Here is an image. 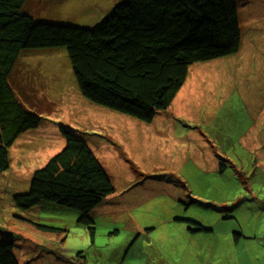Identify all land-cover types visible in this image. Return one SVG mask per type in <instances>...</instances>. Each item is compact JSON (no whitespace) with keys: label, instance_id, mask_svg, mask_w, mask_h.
Segmentation results:
<instances>
[{"label":"rangeland","instance_id":"374dc122","mask_svg":"<svg viewBox=\"0 0 264 264\" xmlns=\"http://www.w3.org/2000/svg\"><path fill=\"white\" fill-rule=\"evenodd\" d=\"M124 1L27 0L21 12L36 22L92 28ZM238 6L240 52L195 64L187 77L191 82L196 71L209 70L196 75V84L205 103L212 98L214 122L190 101L188 108L199 113L195 120L173 116L175 141L165 128L157 132L155 121L146 124L84 98L66 48L20 53L9 83L41 124L18 136L8 149L10 168L0 173V242H14L19 264H264V0H238ZM61 127L84 137L100 156H116L112 163L102 158L116 192L92 212L94 239L75 209L41 202L21 210L13 199L28 193L33 173L64 149ZM204 135L215 138L223 174L214 172L217 159L204 161ZM226 208L233 218L220 220ZM183 215L213 232H188L177 220ZM19 218L63 232L37 235ZM144 227L156 229L147 235Z\"/></svg>","mask_w":264,"mask_h":264},{"label":"trees","instance_id":"16d2710c","mask_svg":"<svg viewBox=\"0 0 264 264\" xmlns=\"http://www.w3.org/2000/svg\"><path fill=\"white\" fill-rule=\"evenodd\" d=\"M26 1L0 0V173L10 168L8 149L18 136L41 124L9 83L22 51L66 48L84 98L149 124L170 107L193 65L236 55L242 44L238 0H125L92 28L36 22L21 12ZM60 131L64 149L13 199L21 210L41 202L75 209L94 239L92 212L116 191L89 142ZM226 168L221 163L220 173ZM19 220L37 235L63 232ZM0 264H19L13 241L0 242Z\"/></svg>","mask_w":264,"mask_h":264},{"label":"crops","instance_id":"0c3cea01","mask_svg":"<svg viewBox=\"0 0 264 264\" xmlns=\"http://www.w3.org/2000/svg\"><path fill=\"white\" fill-rule=\"evenodd\" d=\"M207 71H209V70L199 69L198 71H196V73H194L195 74L194 79L191 82H189L190 79L185 82L183 87L179 90V92L177 93L176 97L172 101V104L170 105V107L166 111H164V112L162 111L163 113L160 112V113L157 114V116H156L157 118H154V120H153V121H155L154 122L155 124H158L156 127H154V129L157 132H161V129L163 127V128H165L164 134L166 135V137L167 138L169 137L171 140L175 141L176 137L173 135L174 130L172 128L173 116L176 115V114H182V115L186 116V118L194 119V117H196L198 115V113H199V111L195 110L194 108H188V103L190 101H193V104L191 106L198 105V107H202L203 110L204 109L207 110V111H204L205 112L204 113V117L207 119L208 122H214V118H215L216 114H215V112H213V109H212V108L215 107L212 104V98L210 100H208L207 103H205L204 99L207 96L205 95V92L202 89H200L199 86H197V84H196V81L198 80L196 75H200V77L205 76V75H210V74H207V73H209ZM213 72L215 73V71H213ZM186 95L192 96L194 99L191 100V98H189V97L186 98ZM209 97H213V95L209 94ZM207 105L209 106V108H208ZM262 112H263V110L261 111V113ZM157 134H158V136H160L161 133H157ZM260 134L261 133L256 134V135L254 134L255 135L254 136V140L258 141ZM248 135L245 136L246 137L245 138L246 141L244 142L246 148H250V146H248V144H247ZM195 137H196L195 135L192 136V138H195ZM243 138L244 137H242L241 139H243ZM251 138H252V136H251ZM201 139H202V146H201V150L200 151L204 152L205 155L208 156L204 161L208 162L210 160V158L217 159V161H214V163H213L214 172L218 171L220 173V165H219V160H218V158H220V156H219V147H218L217 143H214L212 141L215 138L212 135H204L203 137H201ZM248 141H249V139H248ZM200 145L198 147H196V148H200ZM167 148H168V146H167V144H165L164 145V150H169ZM94 153L96 154V156L98 157V159L100 160V162L103 165H104V163L102 162V158L106 162L107 161H111L110 163H112L113 159L116 157L114 155L104 156L102 154H101L102 156H100V153H98V151H95ZM171 154H172V156H174V153H171ZM195 156H196V158H198L200 160L202 159V158H200V154H198V153H196ZM104 167H105V165H104ZM248 178L249 177H246L245 179H248ZM110 197L111 196L106 198L104 200V202L95 209L96 212L98 211L99 208L101 209V207H103V205L106 204L105 201L110 199ZM221 204H223V203H221ZM225 211L226 212L223 215L218 214L220 216L219 217L220 220L228 221L230 218H233V217H231V215L229 213L231 211V208L230 209L226 208ZM180 218L181 219H177L178 222H182L183 224H187L188 226H186V230L188 232L192 233V234H195V235H198L199 233H200L199 235L208 234V233H212L213 230H214L213 227L207 226L204 223H202L201 221H198L196 219H191V218L185 217L184 215H183V218L182 217H180ZM142 229H143L144 233L149 235L150 233L155 232L156 227H151V228H145L144 227ZM193 237H196V236H193Z\"/></svg>","mask_w":264,"mask_h":264}]
</instances>
